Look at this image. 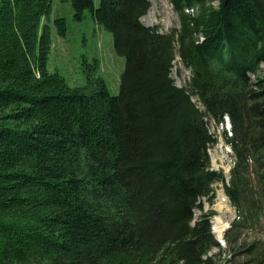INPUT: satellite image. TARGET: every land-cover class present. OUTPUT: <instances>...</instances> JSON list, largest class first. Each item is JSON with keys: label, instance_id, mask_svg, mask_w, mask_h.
<instances>
[{"label": "trees", "instance_id": "16d2710c", "mask_svg": "<svg viewBox=\"0 0 264 264\" xmlns=\"http://www.w3.org/2000/svg\"><path fill=\"white\" fill-rule=\"evenodd\" d=\"M53 1L0 0V264H264V242L242 238L264 230V0H167L166 33L140 21L148 0H59L111 33L116 95L93 71L70 87L46 69ZM225 115L228 185L206 123ZM217 182L235 209L223 247L214 211L194 221Z\"/></svg>", "mask_w": 264, "mask_h": 264}, {"label": "rangeland", "instance_id": "374dc122", "mask_svg": "<svg viewBox=\"0 0 264 264\" xmlns=\"http://www.w3.org/2000/svg\"><path fill=\"white\" fill-rule=\"evenodd\" d=\"M148 1L150 7L140 18L143 25L156 27L162 33L178 28L177 16L167 0ZM94 5H97V0H94ZM60 16L65 18L67 24L64 37H59L53 26V19ZM49 25L51 28V49L47 57L46 69L49 72H58L70 87H83L87 81V73L93 71L95 75L103 77L109 93L116 95L119 90L124 59L115 53L111 33L97 25L89 11L84 12L81 20L75 19L70 4L59 0H54L52 3ZM174 59L170 72L171 78L177 87L187 88L190 70L183 65L177 54ZM94 60L99 63V68L93 69ZM192 99L202 109L197 98L193 96ZM206 123L208 132L215 140L209 148L211 169L221 173L224 183H227L234 161L232 150L224 139V133L228 135V131L225 130L223 124L215 123L211 119L206 118ZM212 193L213 197H206L199 201L201 209L195 210L194 221L202 213L214 211L215 215L211 219L212 230L216 240L223 247V235L219 239L216 237V222L218 220L226 222L227 225L222 228V231L226 229L229 226V221L234 217V209L224 193L222 182L213 185ZM250 236H255L264 242V230L260 233L256 232L254 235H248L246 232L242 238L249 241L251 240ZM212 253H217V250L213 249ZM224 255L222 258L226 256Z\"/></svg>", "mask_w": 264, "mask_h": 264}, {"label": "bare ground", "instance_id": "6f19581e", "mask_svg": "<svg viewBox=\"0 0 264 264\" xmlns=\"http://www.w3.org/2000/svg\"><path fill=\"white\" fill-rule=\"evenodd\" d=\"M141 21V20H140ZM175 60V59H174ZM227 225V223L226 222H221V221H217L216 222V227H215V233H216V237L219 239V238H222V235H223V231L225 230H223L222 231V228H224L225 226ZM229 225V224H228ZM228 227V226H227ZM226 227V228H227Z\"/></svg>", "mask_w": 264, "mask_h": 264}]
</instances>
